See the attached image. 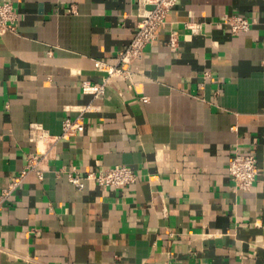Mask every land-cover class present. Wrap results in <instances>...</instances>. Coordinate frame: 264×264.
<instances>
[{
  "label": "crops",
  "instance_id": "obj_1",
  "mask_svg": "<svg viewBox=\"0 0 264 264\" xmlns=\"http://www.w3.org/2000/svg\"><path fill=\"white\" fill-rule=\"evenodd\" d=\"M8 1L19 17L0 31V190L44 148L32 122L58 135L83 112L85 128L4 202L0 264H264V0H178L133 85L115 76L98 97L81 83L118 61L139 0ZM235 13L249 30L232 32ZM236 152L257 157L251 189L231 177ZM120 163L137 173L128 186L86 177Z\"/></svg>",
  "mask_w": 264,
  "mask_h": 264
},
{
  "label": "built area",
  "instance_id": "obj_2",
  "mask_svg": "<svg viewBox=\"0 0 264 264\" xmlns=\"http://www.w3.org/2000/svg\"><path fill=\"white\" fill-rule=\"evenodd\" d=\"M178 0H139V11L137 29L126 48L118 53V61L114 64L103 60L96 62L97 69L103 71L102 81H94L86 78L81 83V89L84 93L98 97L106 92L107 85L115 76H122L128 79L129 86L133 85L134 70L132 63L145 51L146 46L157 36L159 27L167 21L170 10ZM18 11L13 2L5 0L0 2V31L18 30ZM224 21L230 25L233 33L247 31L251 28L252 19L243 14L227 15ZM194 30L197 25L189 24ZM178 35L175 31L171 32L169 44L176 46L178 44ZM144 101H148V96H143ZM89 109L87 106L85 110ZM83 112L76 118L67 116L62 120V133L58 135L51 134L50 131L40 122L30 124V138L43 144L44 148L34 154L28 155L25 167L17 174L10 183L0 190V211L3 209L4 202L22 182L25 175L31 171H36L40 177H43V161L51 155L56 141L61 137H69L85 128ZM229 169L231 177L235 184L243 189H251L257 179V157L254 153L236 152L230 159ZM69 179L79 187L84 186V176L76 169L67 172ZM88 178H94L104 187H125L137 179L135 170L126 164H115L98 171H91L87 174Z\"/></svg>",
  "mask_w": 264,
  "mask_h": 264
}]
</instances>
